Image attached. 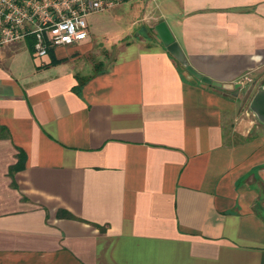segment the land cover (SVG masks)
Masks as SVG:
<instances>
[{"label": "crops", "instance_id": "crops-1", "mask_svg": "<svg viewBox=\"0 0 264 264\" xmlns=\"http://www.w3.org/2000/svg\"><path fill=\"white\" fill-rule=\"evenodd\" d=\"M155 2L111 45L0 46V264H264V0Z\"/></svg>", "mask_w": 264, "mask_h": 264}, {"label": "built area", "instance_id": "built-area-1", "mask_svg": "<svg viewBox=\"0 0 264 264\" xmlns=\"http://www.w3.org/2000/svg\"><path fill=\"white\" fill-rule=\"evenodd\" d=\"M125 0H0V46L30 38L42 56L88 36V17Z\"/></svg>", "mask_w": 264, "mask_h": 264}, {"label": "rangeland", "instance_id": "rangeland-1", "mask_svg": "<svg viewBox=\"0 0 264 264\" xmlns=\"http://www.w3.org/2000/svg\"><path fill=\"white\" fill-rule=\"evenodd\" d=\"M150 1L152 3L145 0H125L116 7L90 15L88 17L89 29H93L95 41L99 44L111 45L116 43L115 41L127 37L126 34L131 30L132 23L134 25L140 24L141 18L146 14H156V0ZM148 35L154 37V32L151 31ZM99 44L96 46L98 50L87 53V59L97 61L110 52L103 50ZM181 67L183 70L185 69L183 65ZM261 85H264V77L253 76L245 80L242 92L256 91ZM262 199L259 211L264 214V198Z\"/></svg>", "mask_w": 264, "mask_h": 264}, {"label": "water", "instance_id": "water-1", "mask_svg": "<svg viewBox=\"0 0 264 264\" xmlns=\"http://www.w3.org/2000/svg\"><path fill=\"white\" fill-rule=\"evenodd\" d=\"M156 32L162 41L166 49L178 60L193 76L202 82L211 84L214 86L232 88L231 84H223L218 81L212 80L211 78L204 76L197 72L192 66L188 64V61L182 52L178 42L175 40L172 32L164 20L158 22L155 25ZM250 110L257 116L259 121L264 123V86L261 85L254 92L249 102Z\"/></svg>", "mask_w": 264, "mask_h": 264}, {"label": "trees", "instance_id": "trees-1", "mask_svg": "<svg viewBox=\"0 0 264 264\" xmlns=\"http://www.w3.org/2000/svg\"><path fill=\"white\" fill-rule=\"evenodd\" d=\"M177 64L181 67V63L179 61H177ZM2 130H3V128H0V136L3 135ZM23 164H24V152L22 150H19L18 161L14 165L10 166L9 173L12 174L13 171L22 168ZM12 185L16 186V184L14 182H12ZM58 215H66V214L60 211V212H58ZM67 215L70 216V214H68V213H67Z\"/></svg>", "mask_w": 264, "mask_h": 264}]
</instances>
